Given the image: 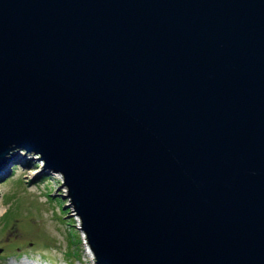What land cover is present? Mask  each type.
<instances>
[{"label":"water","instance_id":"water-1","mask_svg":"<svg viewBox=\"0 0 264 264\" xmlns=\"http://www.w3.org/2000/svg\"><path fill=\"white\" fill-rule=\"evenodd\" d=\"M12 152L95 264H264V0H0Z\"/></svg>","mask_w":264,"mask_h":264},{"label":"rangeland","instance_id":"rangeland-1","mask_svg":"<svg viewBox=\"0 0 264 264\" xmlns=\"http://www.w3.org/2000/svg\"><path fill=\"white\" fill-rule=\"evenodd\" d=\"M18 154L23 161L12 155L0 168V264L27 257L38 264H95L85 256V234L62 177L45 170L38 156Z\"/></svg>","mask_w":264,"mask_h":264},{"label":"bare ground","instance_id":"bare-ground-1","mask_svg":"<svg viewBox=\"0 0 264 264\" xmlns=\"http://www.w3.org/2000/svg\"><path fill=\"white\" fill-rule=\"evenodd\" d=\"M12 155H13V157H17V158L20 157L19 159H21L23 161V156H21V155L18 156L19 155L18 153L12 152L11 157H12ZM83 241H85L83 243L85 256L88 257L91 260V262H93L94 257H93L92 251L90 250V248L86 242L85 237H83ZM9 264H38V263H36L33 259L27 257V259L24 258V260H15V261L10 262Z\"/></svg>","mask_w":264,"mask_h":264}]
</instances>
